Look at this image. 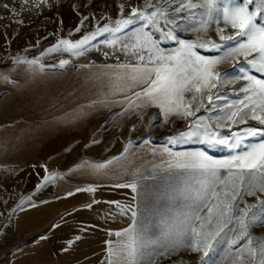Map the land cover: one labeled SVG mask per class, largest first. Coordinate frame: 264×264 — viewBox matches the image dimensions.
I'll return each mask as SVG.
<instances>
[{"label": "rangeland", "instance_id": "374dc122", "mask_svg": "<svg viewBox=\"0 0 264 264\" xmlns=\"http://www.w3.org/2000/svg\"><path fill=\"white\" fill-rule=\"evenodd\" d=\"M146 0H48L45 4V18L56 17L58 14L66 20L62 25L46 24L45 50L42 56L33 57L15 54L1 58L2 75L8 77V82L2 80V99L5 103L3 117L4 128L0 159L7 166L12 165L14 173L30 171L32 167L47 166L45 175L53 172L61 174L62 179H57L48 186H56V190L65 191L66 184L102 185V184H129L135 182L138 185L137 204H139V216L145 223L147 238L159 245L177 243L182 237L188 225L186 216L190 209V203L186 197L189 195V186H196L201 177L194 170L169 169L168 162L173 164L175 160L171 153H195L204 151L213 160H224L232 154V150L219 147L209 148L203 143V137L192 138L186 143H169L168 137L181 131H188L191 124L196 122L203 125H212L209 131H219L221 134H230L238 131L245 125H226L216 129L215 125L225 123L221 119L224 113L221 111L226 105L239 103L245 100V94L241 86L247 85L243 79H235L244 75L240 71L245 69L248 74L257 79H264V73L256 71L244 62L243 54H237L235 59L241 63L233 67L235 61L232 58L217 66L216 71L224 73L227 70L231 83H225L219 89L220 99L213 96V105H208L207 95L216 92L212 89L205 93L204 103L207 107H201L195 117L178 118L175 115L165 117L156 107H150L142 111V118H137L132 113L123 116L115 115L120 112V105L105 108L99 104L89 107L92 101L102 99L109 91L112 81L109 73L122 72L115 67L118 63H136L132 55H125L119 50V43L115 49L103 43L112 37L109 33L97 36L92 41V51L87 56H72L63 50L47 52L46 50L57 44L60 38L73 41L79 40L84 34L95 31L97 26L112 20L122 19L128 16L133 7L144 8ZM153 5L162 10L166 7L164 18L159 20L158 27L165 32L169 28L174 29L177 39H165L156 27L148 26L145 30L152 33V38L158 42L160 49L165 54L174 55L181 47L180 41L194 42L212 40L221 43L217 28H224L222 17L219 24L215 20L208 21L207 16H202L200 9H186L180 13L174 11L176 7L187 0H149ZM194 3H203V0H193ZM239 3L240 0H237ZM125 4L123 14L120 5ZM73 5L76 6L74 9ZM222 7V5H221ZM82 16H89L90 23L83 25L80 32L76 28ZM104 17V19H101ZM201 20L208 21L207 30L201 28ZM258 22H264L259 21ZM146 22L137 20L128 28L119 33L121 42L127 41L132 36L134 29L141 28ZM224 35L235 36L234 31H225ZM107 37L106 40H100ZM243 40L246 38H238ZM53 42V43H52ZM237 40L224 42L225 47L235 46ZM201 56L214 58L221 55L220 49L211 47H196L194 49ZM108 55L105 56L104 53ZM4 50H0V54ZM17 53V54H16ZM31 60L38 58L44 70L39 68L32 70L26 64H14L13 58ZM61 60H69L70 63L60 66ZM136 87L134 91H139ZM131 95V92H127ZM186 99L191 98V93H185ZM120 99L119 95L110 97ZM246 102V101H245ZM87 112V115H85ZM202 118V119H201ZM106 121H108L106 123ZM133 124L136 129L133 130ZM248 125L258 126L256 121L248 120ZM99 140V144H93L88 148L85 145L93 140ZM259 137H248V142H259ZM131 140L132 144L128 145ZM147 141V142H145ZM129 151L118 162H114L107 169L99 171L75 169L83 160L102 163L112 157L119 156L125 146ZM225 172L226 170H221ZM15 178L16 176L13 175ZM71 188V187H70ZM264 199V194H259ZM249 205H257L253 209L260 213L261 206L256 196H244ZM240 207H244L241 203ZM203 214V213H202ZM239 214V213H237ZM168 221V226L162 223ZM198 226V222H197ZM236 226L235 233H229L230 238H235L239 233ZM256 240L264 239V224L250 229ZM190 235V234H189ZM123 237H113V242H118ZM219 239V238H218ZM241 241V244H244ZM214 251L205 258L203 251L192 253L186 248H180L177 252L168 256H158L155 264H240L237 258L239 253L229 249L226 243L216 245L213 242ZM235 247V246H234ZM2 259V256H1ZM147 262V257H145Z\"/></svg>", "mask_w": 264, "mask_h": 264}, {"label": "snow or ice", "instance_id": "6c2138e0", "mask_svg": "<svg viewBox=\"0 0 264 264\" xmlns=\"http://www.w3.org/2000/svg\"><path fill=\"white\" fill-rule=\"evenodd\" d=\"M47 3L48 0H21V9L26 7L40 9ZM73 7L76 8L75 5ZM125 7V4L120 5L121 14ZM186 9H200L202 16H207L208 21L215 20L217 24L222 17L225 27L217 28L221 43L210 39L187 43L180 41L181 47L174 55L165 54L159 48L158 42L152 38V33L145 29L153 26L161 32L165 39H177L173 28L165 32L163 28L158 27L161 18L168 21L165 15L167 8L162 10L146 0L144 8L133 7L127 17L115 20L109 18L108 23L98 25L95 31L85 34L76 41L62 37L57 44L46 51L63 50L72 56H81L90 47H95L91 42L96 40L97 36L109 33L113 38L103 43L114 49L119 43V50L126 56L132 55L136 63L106 66L123 71L107 74L112 81L109 91L102 99L92 101L89 107L97 104L105 108L120 105L122 106L121 111L114 113V116L132 113L138 119L142 118V111L150 107H156L165 117L170 115L178 118L195 117L201 107H207L204 103L206 92L216 90L215 93L207 95L208 105H213V96L219 100L221 98L218 94L219 89L226 82L231 83L232 81V78L228 77L227 70L224 73L216 71L221 63L232 58L235 61L233 64L235 68L241 63L235 59L236 55L243 54L244 62L256 71L264 73V22H258V20L264 21V0H240L239 3L237 0H203V3L187 0L186 3H180L174 11L180 13ZM89 19V16H84L75 31L80 32ZM137 20L146 23L135 30L127 41L121 42L117 34ZM208 21L201 20V28L204 31L207 30ZM16 22L22 24L23 20L19 19ZM225 31H234L235 36L224 35ZM242 37L246 39H238ZM232 40H237L235 46H224V42ZM196 47L220 49L222 54L214 58L204 57L194 51ZM104 55L107 56L108 53L105 52ZM13 63L26 64L32 70L37 68L44 70L38 58L27 60L16 57L13 58ZM68 63H70L69 60H61L60 66ZM240 71L244 75L235 79H243L247 82L246 86H241L245 100L238 104L226 105L221 110L224 113L221 119L225 123H218L215 128L220 129L226 125H245L244 127L238 131H231L230 134H221L219 131H209L213 127L210 124L202 126L194 122L188 131H181L168 137L169 143L176 144L186 143L194 137L202 136V142L209 148L223 147L232 150V154L226 159L213 160L204 151L173 154L170 149H164L175 160L174 164L171 161L168 162L169 169L175 167L194 170L201 177L197 180L196 186H189L187 189L189 195L186 199L190 201L188 204L190 211L186 216L188 228L180 234L182 238L177 243L166 246L148 240L145 223L139 216V204L133 207L112 201L110 203L115 204L121 214L130 213L132 222L128 228L114 233L116 237L124 239L118 242L106 241L108 247L105 264H155L158 256H168L180 248H186L192 253L203 251L204 257L207 258L215 250L214 241L217 246L226 243L229 249H234L239 253L237 258L240 264H264V239L256 240L254 243V237L250 232V229L264 224V199L258 195V193L264 194V79H257L243 68ZM0 79L8 82L6 75L0 74ZM136 87L140 90L134 91ZM127 92H131V95H127ZM185 93H191V98L186 99ZM117 95L121 98L115 100L110 98ZM249 119L256 121L258 126L248 125ZM132 128L135 130L136 125L133 124ZM248 137H259L260 139L259 142L253 143L248 142ZM99 143V140L93 139L90 144L85 145V148ZM131 144L132 141L129 140L128 145ZM128 145L119 156L102 163L83 160L70 171L107 169L124 157L129 151ZM44 167L47 172V166ZM62 178L61 174L55 172L47 174L37 185V190ZM116 187H126L133 192H138V185L135 182L117 184ZM76 191L95 192L96 187L93 185L83 189L78 187ZM67 195L71 196L74 193L69 192ZM245 195L257 197L261 206L260 213L253 211L257 205H249L244 200ZM26 199L31 201V197ZM23 203L24 200H21L17 208H20ZM93 203H99V201H93ZM241 203L244 207L239 206ZM86 207L91 208L92 204ZM161 222L168 226L167 220ZM237 225L239 233L234 239L230 238L229 233H235ZM53 227H58V225L54 224ZM109 234L112 233L109 232ZM45 238L46 236L41 237V239ZM81 238L79 235L75 236L68 242L69 246ZM241 241L245 243L241 244ZM63 250L67 251V247ZM145 257H147V262H145Z\"/></svg>", "mask_w": 264, "mask_h": 264}, {"label": "crops", "instance_id": "0c3cea01", "mask_svg": "<svg viewBox=\"0 0 264 264\" xmlns=\"http://www.w3.org/2000/svg\"><path fill=\"white\" fill-rule=\"evenodd\" d=\"M64 18L58 14L46 20L45 5L40 9H21V0H0V50H4L0 62L14 52L42 56L46 24L62 25L66 22ZM19 19L23 20L22 24L16 22ZM81 20L77 23L81 24ZM88 23L90 19L84 25ZM91 51L89 48L83 55ZM2 71L0 64V74ZM2 89L0 79V152L6 112ZM44 176L45 170L39 166L14 173L13 166H7L0 159V264H105L106 241H112L116 231L128 228L132 222L130 213L121 214L110 202L135 207L136 192L111 184L97 185L95 192H77L78 187H87L79 184H66L69 187L65 191L56 190V186L37 190ZM69 192L74 195L68 196ZM21 200L24 203L17 208ZM88 204L92 207H86ZM54 224L58 227H53ZM77 235L82 238L69 246L68 242ZM42 236L46 238L41 239Z\"/></svg>", "mask_w": 264, "mask_h": 264}]
</instances>
